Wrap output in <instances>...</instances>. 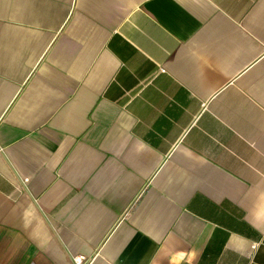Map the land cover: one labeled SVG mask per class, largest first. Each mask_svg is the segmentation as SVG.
Returning <instances> with one entry per match:
<instances>
[{"label": "crops", "instance_id": "obj_1", "mask_svg": "<svg viewBox=\"0 0 264 264\" xmlns=\"http://www.w3.org/2000/svg\"><path fill=\"white\" fill-rule=\"evenodd\" d=\"M79 254L264 264V0H0V264Z\"/></svg>", "mask_w": 264, "mask_h": 264}, {"label": "built area", "instance_id": "obj_2", "mask_svg": "<svg viewBox=\"0 0 264 264\" xmlns=\"http://www.w3.org/2000/svg\"><path fill=\"white\" fill-rule=\"evenodd\" d=\"M257 245L258 244H254L253 245V249H256ZM73 261H74L75 264H90V262H91L90 259L87 256L81 255V254L74 255L73 256Z\"/></svg>", "mask_w": 264, "mask_h": 264}]
</instances>
